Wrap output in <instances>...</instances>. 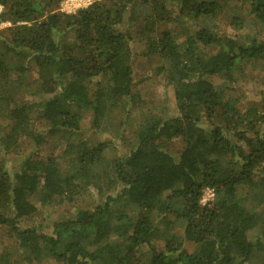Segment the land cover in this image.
Instances as JSON below:
<instances>
[{"label": "trees", "instance_id": "trees-1", "mask_svg": "<svg viewBox=\"0 0 264 264\" xmlns=\"http://www.w3.org/2000/svg\"><path fill=\"white\" fill-rule=\"evenodd\" d=\"M62 1L0 0L11 23L0 31V117L10 120L0 123V232L10 239L0 260L264 264V93L242 104L231 83L248 66L264 72V0H100L75 13ZM226 12L235 34L219 30ZM153 60L177 115L135 90V67ZM32 70L31 100L12 83L27 85ZM116 109L120 130L133 128L126 149L82 136L84 111L98 130ZM25 142L31 150L9 164ZM82 194L91 206L50 232L21 223Z\"/></svg>", "mask_w": 264, "mask_h": 264}, {"label": "rangeland", "instance_id": "rangeland-1", "mask_svg": "<svg viewBox=\"0 0 264 264\" xmlns=\"http://www.w3.org/2000/svg\"><path fill=\"white\" fill-rule=\"evenodd\" d=\"M61 7V5H60ZM60 9V8H59ZM2 11V6L0 5V12ZM229 15L228 12H226L223 15V18L217 19L219 23V30L220 32H226L228 34H235V27L230 25L229 22ZM10 22H3L0 21V31L7 26H10ZM169 27H177L175 24H169ZM141 60V59H140ZM139 60V61H140ZM145 61V59L143 60ZM154 61V60H153ZM146 64H149L148 61L145 62ZM160 63L158 61L150 62V65L146 67V69L139 67H135V77L134 81L139 78L141 79V83L136 85L135 90L140 94L141 99L145 102L146 107L151 106L152 109H154L156 112H159L162 115L165 116H174L178 114L177 105L175 102L174 97V91L173 88L167 83L165 79V75H155V71H153L152 67H158ZM238 75V74H237ZM235 75V76H237ZM36 77V70H32L31 73L28 76L29 81L27 85L24 86H16V84H13L14 90L16 89L18 91V96L25 95L29 99H33V96L27 95V91L25 89L29 88V84L33 81V78ZM136 78V79H135ZM238 81H232L231 83L234 84L236 94L239 97L242 104H248L252 102H257L262 99V95L264 93V72L257 69H252L251 67H246L245 72L240 76H238ZM212 81L216 84H221L223 82V79L220 77H214L212 76ZM235 82V83H234ZM27 91V92H26ZM39 98V96H37ZM36 97V98H37ZM145 107V108H146ZM142 111V108L135 109L131 112V118H135V116L139 115ZM84 120L83 123L87 126V128L83 131L82 136L87 139L90 143L100 142L108 138H112L114 142H116V145L119 146L120 150L122 151L124 148L126 149V139H130L131 134L133 132L132 125L128 126H122V130L119 128V123L121 122L123 125V111L122 110H115L114 113V119L105 120L102 124L101 129H94L91 127V119H90V113L84 111ZM109 121V122H108ZM10 120H7L6 117H0V123L4 124V129H7L8 123ZM34 128L37 129V131L47 133L46 132V125L41 121H35ZM8 125V126H7ZM124 128V129H123ZM131 129V130H130ZM122 131V136L120 137L119 134ZM74 141V138H72ZM66 142H61L60 146H58V150L53 149L54 146H50L49 144L47 146H43L40 149V154L47 155L58 152L59 150H62L65 147ZM25 147L19 148L18 151L10 153L8 155L11 165H16L17 157H21L26 155L30 150V145H28L25 142ZM2 154L1 146H0V155ZM115 194V192L113 191ZM90 194H93V197H96L95 190L90 191ZM214 193L212 189H207L203 198V203L207 202L211 197H213ZM92 198L88 194H82L78 198H76L73 202H62V203H55L52 206H47L44 209V214L35 215L33 217H30L28 219H23L21 221L23 226H30L32 224H40L43 227L45 232L51 231V225L61 218H66L68 216L74 215L80 208H88L91 206ZM256 232V231H255ZM7 230L3 229L0 232V252L7 249V245L10 244V239L7 235ZM191 247V245H190ZM0 264H7L6 262H2L0 260ZM13 264V263H10ZM22 264H28V263H22ZM41 264H62L58 261H55L54 259H44Z\"/></svg>", "mask_w": 264, "mask_h": 264}, {"label": "built area", "instance_id": "built-area-1", "mask_svg": "<svg viewBox=\"0 0 264 264\" xmlns=\"http://www.w3.org/2000/svg\"><path fill=\"white\" fill-rule=\"evenodd\" d=\"M96 1L100 0H63L60 10L66 13H75L77 10L88 7Z\"/></svg>", "mask_w": 264, "mask_h": 264}]
</instances>
